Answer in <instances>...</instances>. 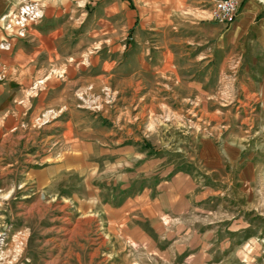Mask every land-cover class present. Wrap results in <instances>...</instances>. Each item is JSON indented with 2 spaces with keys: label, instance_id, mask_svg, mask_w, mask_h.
<instances>
[{
  "label": "crops",
  "instance_id": "crops-1",
  "mask_svg": "<svg viewBox=\"0 0 264 264\" xmlns=\"http://www.w3.org/2000/svg\"><path fill=\"white\" fill-rule=\"evenodd\" d=\"M46 1L42 2L44 9L37 2L43 24L32 30V39L12 38L8 46L0 48V73L6 74L0 75V164H17L19 154L27 150L48 152L39 159L40 166L33 163L28 174L36 188L65 202L68 198L77 201L83 213L70 231L75 239L87 236L83 243L64 240L60 248L69 245L78 250L88 242L94 254H100L104 248L124 245L139 250L144 263H160V257L169 264L177 263L180 244L164 229L162 218L171 221L190 207L195 178L179 171L170 180L161 178L155 183L162 171L156 159L136 165L144 157L139 140L150 135L167 115L189 116L197 105L208 104L210 96L205 90L227 87L219 56L222 53L225 58L228 38L243 40L255 23L250 22L252 13L246 8L260 9L261 5L249 0L243 9L241 1L235 21L221 24L213 19L212 0H99L96 9L102 17L93 21L88 32L96 37L97 47L83 49L78 48V17L73 16L71 24L69 19L63 21V12L50 13L51 8L78 9L82 7L79 0H69V5L62 0ZM11 3L14 0H0V18ZM52 18H56L53 25ZM260 27L258 35L264 37L263 26L255 24V29ZM130 30L141 45L137 52L143 59L138 65L131 64L126 41L132 38ZM184 58L188 63L182 62ZM213 71L218 79L212 81ZM147 89L155 90L153 96ZM148 97L156 101H148ZM206 148L205 159L212 147ZM132 165L135 170L128 171ZM143 174L149 180L141 191L124 198L115 192L119 179L125 190ZM99 176L116 178V186H94ZM76 178L78 184L86 180L87 190L74 185ZM91 183L93 190H89ZM69 190L73 197H68ZM105 190L111 197L106 204L102 203ZM47 213L48 208L43 207L33 216ZM116 234L122 242L114 239ZM50 242L48 239L40 247Z\"/></svg>",
  "mask_w": 264,
  "mask_h": 264
},
{
  "label": "rangeland",
  "instance_id": "rangeland-1",
  "mask_svg": "<svg viewBox=\"0 0 264 264\" xmlns=\"http://www.w3.org/2000/svg\"><path fill=\"white\" fill-rule=\"evenodd\" d=\"M62 1L69 5V0ZM98 1L79 0L78 6L82 7L75 10L50 9L52 15L58 11L66 14L63 21L69 19L71 24H74L73 16L78 17V48L97 47L96 37L89 36L88 32L93 21L102 17L101 10L96 9ZM240 1L244 9L249 0ZM256 1L258 6L261 5L260 9L246 8L248 14L252 13L250 22L255 23L249 27L244 39L231 41L228 38L225 58L222 53L220 56L215 53L216 60L219 56L221 68L226 71L227 87L205 90L210 96L208 104L197 105L196 112L189 116L167 115L150 135L139 140L144 157L136 165L156 159L162 175H156L155 183L161 178L170 180L179 171L195 178L196 187L189 196L190 207L177 213L179 216H174L171 221L162 218L164 229L171 231L170 237L175 236L180 244L178 262L172 264H264V37L258 35L262 32L261 27L255 29L256 23L264 29V0ZM37 2H41L44 9L43 3L47 1L14 0L8 6L0 18V48L8 46L12 38L32 39V30L43 24L42 13L39 14L42 10ZM51 22L55 24L56 18ZM130 32L132 38L126 41L131 48V64L138 65L143 59L137 52L141 45L134 37V30ZM182 62L185 64L188 60L184 58ZM216 72L211 73L210 80L218 79ZM221 78H224L223 72ZM152 90L147 89V92L153 96L155 90ZM166 90H162V94L167 93ZM149 100L156 101L151 97ZM78 112L86 115L82 110ZM91 115L89 112V119ZM208 145L212 148L205 159L203 150ZM43 154L48 152L29 153L27 150L19 154L17 164H0V264H130L128 260L136 264H153L144 263V255L139 250L124 245L104 248L100 254H94L93 246L89 247L88 242L78 250L69 245L60 248L59 243L64 240L74 242V233L70 230L83 212L73 198L65 202L62 197L36 188L28 173L33 163L41 165L39 159ZM135 168L132 165L127 170ZM143 175L125 190L120 188L124 183L121 179L116 186V178L112 181L107 178L109 176H99L93 185L102 183L104 189L116 186L115 192H120L124 198L147 185L149 176ZM73 180L74 185L87 190L86 180H79V184L75 183L77 178ZM89 185V190H93L92 183ZM67 194L73 197L74 192L69 190ZM83 194L88 195L86 191ZM103 194L102 203L106 204L111 197L107 190ZM43 207L48 208L47 215L33 216ZM81 236L75 240L86 242L87 236ZM101 237L103 239L104 235ZM48 239L50 245L40 247ZM114 239L122 242L119 234ZM163 240H169L166 232ZM109 257L112 258L107 259ZM160 260V263L156 260V264H169L165 257Z\"/></svg>",
  "mask_w": 264,
  "mask_h": 264
},
{
  "label": "built area",
  "instance_id": "built-area-1",
  "mask_svg": "<svg viewBox=\"0 0 264 264\" xmlns=\"http://www.w3.org/2000/svg\"><path fill=\"white\" fill-rule=\"evenodd\" d=\"M240 5V0H214L212 8L213 19L221 24L234 22Z\"/></svg>",
  "mask_w": 264,
  "mask_h": 264
}]
</instances>
